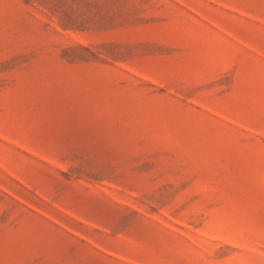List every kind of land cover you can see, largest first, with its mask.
I'll return each mask as SVG.
<instances>
[{
  "label": "rangeland",
  "instance_id": "rangeland-1",
  "mask_svg": "<svg viewBox=\"0 0 264 264\" xmlns=\"http://www.w3.org/2000/svg\"><path fill=\"white\" fill-rule=\"evenodd\" d=\"M0 264H264V0H0Z\"/></svg>",
  "mask_w": 264,
  "mask_h": 264
}]
</instances>
